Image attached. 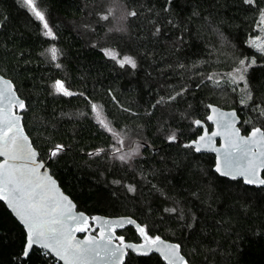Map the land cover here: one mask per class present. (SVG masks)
I'll use <instances>...</instances> for the list:
<instances>
[{"label":"trees","instance_id":"obj_1","mask_svg":"<svg viewBox=\"0 0 264 264\" xmlns=\"http://www.w3.org/2000/svg\"><path fill=\"white\" fill-rule=\"evenodd\" d=\"M37 3L55 40L43 34V24L23 0H0V73L25 100V132L77 209L89 216L128 215L147 223L152 234L173 243L183 241L185 254L195 246V264H264V189L219 177L213 171V154L182 146L201 134L192 121H205L209 103L237 110L243 133L250 130L251 125L243 123L249 116L261 123L239 104L241 93H233L226 79H221V87L207 80L197 87L201 74L223 76L235 66L236 57H255L249 84L254 102L264 101V58L247 44L249 37L261 35L257 11L242 0H172L169 13L162 11L165 0ZM257 3L264 6V0ZM113 5V15L101 20L98 13L107 14ZM123 6L135 8L137 17L128 19L127 32H109L121 23ZM165 17L174 18V24H167ZM149 19L160 27L158 35H153ZM217 32L223 33L226 45ZM53 46L60 53L55 62L46 51ZM104 48L118 53V59L132 56L137 67L121 68ZM180 63L186 67L179 68ZM58 79L76 95L56 94L52 86ZM182 85L188 91L167 103L168 95ZM161 97L165 103L157 104ZM90 102L101 107L116 130L143 145L131 166L113 159L116 142L95 120ZM170 131L177 132L176 142L165 140ZM57 144L64 150L50 159L49 150ZM98 149L103 150L100 155H89ZM128 184L135 185V194L127 191ZM174 206L184 209L185 221L163 211ZM184 223L192 227L182 228ZM121 233L138 242L134 228ZM24 242L22 226L0 201V264H44L35 250L21 262ZM134 264L164 262L155 255L134 256Z\"/></svg>","mask_w":264,"mask_h":264},{"label":"snow or ice","instance_id":"obj_2","mask_svg":"<svg viewBox=\"0 0 264 264\" xmlns=\"http://www.w3.org/2000/svg\"><path fill=\"white\" fill-rule=\"evenodd\" d=\"M24 5L32 15L43 24L44 35L56 39V34L46 19L37 0H23ZM243 5L254 8L258 13L257 26L264 34V6L257 3V0H242ZM114 5L110 6L107 14L98 13L101 20L107 21L113 15ZM172 9V0H165L163 12L169 13ZM152 12V8L147 9ZM135 8L129 9L123 6L120 16L121 23L109 28V32H127V21L129 18L137 17ZM159 16V12H156ZM193 15H198L193 12ZM167 24H174V18L165 17ZM154 25L153 35L161 31L155 21L149 19ZM85 27H88L85 25ZM222 46L226 45L223 33L217 32ZM182 39V38H181ZM247 44L254 48L264 58V35L249 37ZM51 61L58 60L59 50L51 47L46 50ZM106 56L115 60L121 68L129 65L135 69L136 60L130 55H124L118 59V53L113 50L102 49ZM44 53H42L43 55ZM234 67L228 73L203 75L200 84L205 80L211 81L214 87H221V79L231 87L233 93H241L239 104L244 109H250L255 113V119L260 121L259 125L253 123V117L249 116L244 120L245 125H251L246 134H242L240 122L235 110L224 111L221 108L209 103L206 108L209 110L205 121H210L215 126L214 131H209L205 121L194 119L192 123L202 129V134L190 140L182 146L193 153L213 152L215 153L214 172L221 177H228L232 180L241 178L245 185H255L264 189V101L254 102V93L249 84V70L257 66L255 57H236ZM57 68L61 65L56 63ZM264 66V65H262ZM178 67L184 69L183 63ZM198 67L197 64L192 65ZM242 85V87H241ZM56 94L65 97L76 95L65 87L62 80H56L53 84ZM188 91L186 86H181L178 91L167 97V103H171L182 97ZM83 96V93H79ZM91 103V102H90ZM165 103L161 97L157 104ZM156 105H153L155 107ZM191 107V105H189ZM27 105L22 99L12 80L0 75V201L6 204L7 208L22 225L25 242L21 249L19 259L30 258L35 250L42 254L44 264H134L135 257H150L157 253L164 264H195L197 255L196 247L185 254L183 241L170 242L159 234H152L147 223H139L131 216H120L116 218L102 217L99 215L89 216L84 212L76 211V205L68 195L61 190L58 182L47 171H41L45 164L40 160V153L33 146L29 136L25 133L22 123ZM91 111L95 114L97 123L116 140L120 147L115 148L113 159L119 160L122 165L131 166L132 162L141 155L139 149L143 146L133 141L124 151L126 132L117 131L106 118H102L101 107L91 103ZM125 111H128L125 109ZM164 131L163 127L160 129ZM222 137L223 144L216 146V137ZM169 143L177 141V132L170 131L165 135ZM64 150V145L57 144L50 149V159ZM103 150L98 149L89 155H100ZM112 183L119 185L120 180H113ZM127 191L135 194V185L128 184ZM157 191H161L156 185H152ZM163 195V192L161 191ZM167 198V197H166ZM178 204V202H177ZM164 212L174 214L171 218L185 221L183 208L174 206L164 208ZM195 220V217H190ZM126 226L134 228V235L138 242L126 239L125 234L118 230ZM182 228L190 229L191 223L181 224ZM82 233L83 238L78 236ZM134 254V255H130Z\"/></svg>","mask_w":264,"mask_h":264},{"label":"water","instance_id":"obj_3","mask_svg":"<svg viewBox=\"0 0 264 264\" xmlns=\"http://www.w3.org/2000/svg\"><path fill=\"white\" fill-rule=\"evenodd\" d=\"M0 75H2L1 73H0ZM8 79V78H7ZM214 105V104H213ZM216 107H218V108H221V107H219V106H217V105H215ZM221 109H223V108H221ZM224 111H226V112H228V111H232V110H235V109H223ZM236 111V113H237V116H238V118H239V123L237 124V127H239V125H240V123H241V118L239 117V115H238V112H237V110H235ZM210 125H211V122L210 121H207ZM205 126L206 127H208L207 126V124L205 123ZM212 126V129L211 130H209L210 132L211 131H214L215 130V126L214 125H211ZM197 127V126H196ZM199 128V127H198ZM26 133V132H25ZM27 134V133H26ZM201 134H202V132H201ZM31 140V139H30ZM178 140V139H177ZM188 143V142H187ZM184 144H186V143H184ZM223 144V139H222V137H216V146L217 147H220L221 145ZM198 154H213L214 155V157H215V153H213V152H202V153H198ZM44 164H45V168L44 169H41V171H47L50 175H52L51 174V172H50V170H49V168H48V166L46 165V163L44 162V161H42ZM213 171H214V166H213ZM218 176H219V174H217ZM52 177H53V175H52ZM219 177H221V176H219ZM54 178V177H53ZM222 178H224V179H228V180H231V181H235V180H232V179H230V178H228V177H222ZM55 179V178H54ZM56 180V179H55ZM237 180H242L241 178H238ZM57 181V180H56ZM243 181V180H242ZM58 182V181H57ZM59 184V183H58ZM60 186V185H59ZM247 186H254V187H256L255 185H247ZM258 188V187H257ZM61 190L63 191V189L61 188ZM65 193V192H64ZM66 194V193H65ZM67 195V194H66ZM69 196V195H68ZM70 197V196H69ZM70 199H72L71 197H70ZM3 204H4V202L3 201H1ZM73 203L76 205V203L73 201ZM5 206H6V204H4ZM6 208H7V206H6ZM8 209V208H7ZM9 210V212L11 213V210L10 209H8ZM76 211H78V212H83V211H79L78 209H77V205H76ZM85 213V212H84ZM12 214V213H11ZM86 214V213H85ZM86 215H88V214H86ZM95 215H99V216H102V217H108V218H116V217H120V216H114V217H109V216H104V215H101V214H95ZM95 215H93V216H95ZM12 216L15 218V216L12 214ZM133 218V217H132ZM16 219V218H15ZM134 219V218H133ZM18 223H19V221L18 220H16ZM138 222V221H137ZM22 226V225H21ZM126 227H129V226H126ZM130 227H132V226H130ZM78 236H80V238H83V234L82 233H78L77 234Z\"/></svg>","mask_w":264,"mask_h":264},{"label":"rangeland","instance_id":"obj_4","mask_svg":"<svg viewBox=\"0 0 264 264\" xmlns=\"http://www.w3.org/2000/svg\"><path fill=\"white\" fill-rule=\"evenodd\" d=\"M261 35H264V34H262L261 33ZM93 115H94V118H95V114L93 113ZM101 115H102V118H104L103 116H104V114L102 113V111H101ZM96 120V119H95ZM109 122V121H108ZM239 127H240V125H239ZM117 131H119V130H117ZM242 131V130H241ZM119 132H122V133H124V132H126V131H119ZM127 133V135L125 136V144H124V149L125 148H128V145L129 144H131L132 142H133V140H134V137L131 135V134H129L128 132H126ZM242 134H246V133H243V131H242ZM177 139H178V137H177ZM115 142H116V140H115ZM115 147H120V145H117V143H116V145H115ZM154 150V149H153ZM128 216V215H127ZM127 228V227H126ZM123 232H126V231H123ZM125 234V233H124ZM83 236V235H82ZM126 236V235H125Z\"/></svg>","mask_w":264,"mask_h":264},{"label":"flooded vegetation","instance_id":"obj_5","mask_svg":"<svg viewBox=\"0 0 264 264\" xmlns=\"http://www.w3.org/2000/svg\"><path fill=\"white\" fill-rule=\"evenodd\" d=\"M130 227V226H129ZM129 227H127V228H125V229H122V230H118V232H123V231H127V229L129 228ZM130 230V229H129ZM84 235V234H83ZM153 255H155V256H159L157 253H153L151 256H153Z\"/></svg>","mask_w":264,"mask_h":264}]
</instances>
